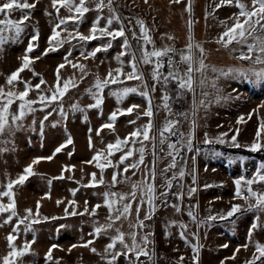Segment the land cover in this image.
Listing matches in <instances>:
<instances>
[{
	"label": "rangeland",
	"instance_id": "1",
	"mask_svg": "<svg viewBox=\"0 0 264 264\" xmlns=\"http://www.w3.org/2000/svg\"><path fill=\"white\" fill-rule=\"evenodd\" d=\"M5 2L8 0H0V4ZM20 2L23 3L24 0ZM241 2L251 8V0ZM27 3L35 4V7L0 13V20L20 21L24 14L30 16L23 22L18 35H15L14 30L3 33L9 39L0 44V87L5 92L11 90L19 94L25 90L27 82V99L36 101L32 105L35 111L27 113L20 121L22 127L0 135V192L7 190L6 186L10 181L24 175V170L29 165L32 166L33 173L27 176L23 184L13 187L17 215L12 218L11 223H4L9 212L0 213V257L10 251L6 237L13 233L17 236L14 243L18 248L23 247L26 241L31 244L30 253L20 258L18 264H108L114 252L123 250V246L117 242L115 248L105 252L106 246L118 234L117 230L124 233L128 244L132 242L129 234L133 231L137 233V242H141V237L147 235V250L150 255H154L152 260L141 256L137 264H153V261L154 264H246V261L252 260L254 253L258 255L255 243L264 244V211L251 212L244 209H247L248 204L255 203V199L249 197V185L246 181L254 179L258 170L264 172L261 169L264 164V148L259 151H251L250 148L252 143L257 142L258 130L261 131L258 142L264 144V130H261L264 125V83L229 72V69L259 70L264 65L241 60L239 57L247 52L244 45L231 44L223 47L217 42L226 25L231 26L235 22L232 17L239 13L235 0L218 9L215 6L220 0H180L179 3L173 0H147V3L145 0H116V11L122 18L121 22L131 45L129 51L140 55L138 41L132 36L133 31L140 36L139 25L136 24L139 19L144 22L153 41V44L148 45L149 49L153 46L157 49L171 46L176 50L172 54L174 60L179 61L180 52H187L186 46L189 43L199 44L204 49V63L207 67L202 73H193L194 92L185 91L183 95H178L174 82L167 86L157 83L155 91H152V65L138 63V71L144 74L147 87L139 80L120 77L123 83L110 84L103 89V103L99 108L87 107L94 103L89 89L95 92L97 79L103 80L109 71L120 68L121 61L123 73H130L131 56H120L117 59L123 50V38L110 41L104 37L81 41L69 39V33L89 35L96 17L108 16L107 9L102 14L90 11L79 23L61 25L57 29L60 32L57 39L63 43L58 45L56 41L50 44L49 37L55 25L69 13L64 8L57 13L52 0H27ZM88 6L93 7L91 4ZM189 7L191 11L187 10ZM121 22L114 21L109 30L119 28ZM104 26L105 21L101 20L99 27ZM33 36L37 39L33 40ZM109 42L111 47L106 51L98 52L95 57L85 58L87 53ZM251 42L250 40L249 43ZM29 44L33 46L31 52L27 51ZM193 53L198 59V50L193 48ZM25 55L29 57V66L19 73V82L8 85V76L21 68ZM61 64L64 67L59 68L60 87H63L65 81L74 82L75 87L70 83L61 100L46 102L45 106L39 101V97L51 96L57 92V70ZM73 64L84 65L83 72L79 67H73ZM185 67L180 64L181 71ZM163 71L167 73V64ZM201 80L203 83H200ZM37 84L40 85L39 89L35 88ZM125 87H134L138 91L129 93L119 101L111 95ZM141 92H147L148 96H142ZM165 92L170 97V111L163 106L162 96ZM149 99L154 113L151 118L152 134L157 127L163 128L167 120L178 118L180 124L178 134H170L167 139L168 143L176 144L172 155L175 166L169 168L164 175V178L171 180V187L167 189V197L157 196L155 212L151 219L146 220L145 216L150 212L148 204L141 206L138 216L135 209L141 196V188L147 182L145 174L149 168L156 169L154 147L145 150L142 165L124 173V167L135 163L139 159V153L135 152L123 164H119L120 156L128 148H122L108 156L107 145L115 143L117 138L122 140L128 137L134 130L148 124L149 118L144 116V112L148 108ZM19 103V100H15L10 111L17 112ZM74 104L80 110H74ZM133 105L139 107L131 114L127 113L125 110ZM156 111L159 112V123L156 122ZM113 112L117 113L114 122L109 119ZM107 123H113V128H101ZM233 136H236V143L241 147L233 146ZM69 137L72 143L56 152L57 148L66 144ZM218 138L223 139L224 143H219ZM189 139L191 147L187 143ZM206 139L211 143H205ZM140 146L137 142L128 147L138 149ZM97 152L103 153L101 163L106 162V157L115 167L109 166L101 171L93 160ZM46 157L52 159H39L33 164L37 158ZM89 161L92 162L88 163ZM65 166H69L67 170ZM114 172L119 173L115 184L112 181ZM93 173L97 181L102 177L103 183L94 187L87 186ZM62 174L63 178H60ZM237 180L241 181L240 197L236 195ZM154 183L156 194L166 190V180L161 183L154 180ZM133 184L141 187L136 190V201H131V214L120 220H110V215L118 214L116 209H121L124 203L131 200L128 197L120 201L119 197L120 194L131 193ZM250 187L255 192L264 193V182L258 181ZM190 189L195 191L189 194ZM105 193L117 194L108 197L110 201H116L111 214L105 204ZM9 202L8 197L0 196V203L7 205ZM97 205L100 207L96 208ZM174 205L179 207V211ZM233 205H240L242 211L231 223L227 224L224 220L223 225H215L220 217L227 216ZM26 209H31L32 219L40 222L32 224L26 230V225L31 221H25L24 224H19L18 231H14L19 219L27 215ZM74 212L78 214L73 215ZM45 217L48 219H44ZM208 217L216 219L209 220ZM137 220L143 221L146 226L130 227L136 225ZM173 221L175 224L171 223ZM109 223L113 225L111 228H105L99 235L95 233L97 227L104 228ZM254 223L259 227L252 231L249 239V230ZM181 225L187 227L182 228ZM223 227L231 228L232 232L221 229ZM88 241H92V244L83 246ZM245 244L248 245L247 248L243 247ZM50 248L52 259L48 260L46 254ZM92 248L96 249L95 253ZM194 257L197 259L194 260ZM114 264H129V261L121 256Z\"/></svg>",
	"mask_w": 264,
	"mask_h": 264
},
{
	"label": "snow or ice",
	"instance_id": "2",
	"mask_svg": "<svg viewBox=\"0 0 264 264\" xmlns=\"http://www.w3.org/2000/svg\"><path fill=\"white\" fill-rule=\"evenodd\" d=\"M175 3H179L180 0H173ZM145 3H147V0H145ZM225 3L232 4L233 0H220V3L216 4V9L223 6ZM91 4L93 7H89L88 5ZM116 0H52V6L55 8L56 12L59 13L61 8H64L69 15L67 17L61 18L59 23L55 25L52 31V35L49 37L50 44L52 41H56L58 45L62 44V40H58L57 38L60 36V32L57 31V29L61 28V25H67L69 22L72 23H79L85 16V14L89 13L90 11H96L98 13H103L105 9L108 11V16L105 17L103 15H98L96 17L95 22L93 23V26L90 29V34L87 36H84L82 34L76 33V35H72L69 33V39H79L81 41H91L95 39H100L107 37L111 40H115L116 38H123V44L121 45L122 51L118 55L117 59L119 60L120 56H131V60L129 61V66L131 67L132 71L128 74H124L122 71V61H121V67L109 71L108 75L103 79L100 80L97 79L96 84L94 85L96 91L92 92L91 89H89V92L91 93L94 103L88 105V108H99L101 104L103 103V89L107 87L110 84H118L123 83V80L120 79V77H124V79L127 80H139L141 83L144 84L145 87H147V84L144 80V74L138 71V63L144 64V65H152V71L150 73L151 79L153 80V88L152 91H155V84L162 83L164 86H167L169 83H175L178 95H183L185 91L187 92H194V78L193 73L194 72H203V70L207 67V65L204 63V49L199 44L193 45L189 43L187 47V52H180L179 54V61H175L173 58V53H175V49H173L171 46H165L163 48L157 49L155 46H153L151 49L148 48V45L153 44V41L151 39V36L149 35V30L145 26L144 22L142 20H136V24L139 25V31L140 36H137L136 32L133 31L132 36L138 41V49L140 55L137 56L135 51H129L131 48V45L129 43V40L126 36L125 26L123 25L121 16L116 11ZM236 6L239 8L238 15H234L232 19L235 21L231 26L225 27V31L222 32V34L219 36L217 42L220 43L223 47H228L231 44H239L244 45L247 47V52L243 53L239 58L241 60H248L253 61L254 64L257 65H264V0H251V8L244 3L241 2V0H235ZM35 7V4L27 3V0H24L23 3L20 2V0H8V2H5L3 4H0V13H10L11 11L15 9L24 10V9H32ZM188 11H191L190 7L187 9ZM215 11V9H214ZM30 16L28 14H24L22 20L20 21H11V20H0V25L3 27H0V44H3L9 39V37H5L3 33L7 31H13L15 35H18L22 30V24L24 21L28 20ZM105 21L104 27H99L100 21ZM121 22L120 27L117 29L109 30L110 26L113 24V22ZM224 23V22H221ZM189 27H191V23L189 22ZM99 33V35H97ZM33 40L37 39L36 36L32 37ZM169 39H172V37H169ZM252 41L249 43V41ZM108 47H111V43L107 45H102L100 47H97L92 52L87 53L86 55L84 53H81L82 55H85V58H88V56L95 57L98 52L106 51ZM32 44H29L27 51H32ZM193 48L198 50L199 58L197 59L193 53ZM55 50V49H52ZM46 54V53H45ZM30 60L27 55L24 57V63L21 66V68H18L15 72L11 73L7 78V84L12 85L14 82H19V73L24 70V68H27L29 66ZM167 64L168 71L165 73L163 69L165 68V65ZM180 64H184L186 67L181 71ZM194 65H196L194 67ZM73 67H79L81 71L84 70V65H72ZM64 67L63 64L58 66L57 70V92H54L51 96L41 95L39 97V101L42 104H45L47 106V103H52L57 100H61L64 94L67 92L70 83L72 87H75L74 82L65 81L63 84V87L61 88L59 85V68ZM229 72H235L237 75H240L245 78H254V81L264 83V67H261L259 70H256L255 68H250L249 70L245 71L243 69H229ZM115 73V75H114ZM226 74V73H222ZM41 83H43V80H41ZM200 83H203V80L200 81ZM40 85L37 84L35 86L36 89H39ZM137 88H129L125 87L123 89H120L118 91L112 92L111 95L115 96L117 100H122L124 97H126L129 93L137 92ZM29 94V86L27 82H25V90L23 92H20L17 94L16 92H13L11 90L5 92L3 87H0V135H3L6 131L8 132H14L15 128L22 127L20 121L23 120L25 115L29 112L35 111V109L32 107L33 104L36 103V101L27 99ZM142 96L147 97V92H141ZM19 100L20 103L18 105L17 112H11L10 108L15 102V100ZM170 97L165 94L162 96V100L164 101V108L169 110V101ZM47 102V103H46ZM203 103V101H201ZM74 110H80L79 106L74 104L72 105ZM139 107L138 105H133L126 109L125 111L129 114L133 112L135 108ZM51 114V113H49ZM61 114L63 115V110L61 108ZM123 114V113H121ZM154 113L152 110V104L151 100H148V108L144 112V116L149 118V122L147 125H144L141 129H136L133 132L129 134L128 137H125L124 139L117 138L115 143H110L107 145V155L112 156L114 152L121 151L122 148H128L127 151H125L121 156L120 160L118 161L119 164H123L125 160H127L129 157H132L135 152L139 153V159L135 163L128 164L124 167L123 172L127 173L129 169H137L140 165L144 163V155H145V141L154 140L155 137L150 135L151 129L153 127L152 124V117ZM47 119V117H45ZM110 121H115L117 119V113L113 112L110 114L109 117ZM241 121L243 120V117L240 118ZM130 123H135V121H130ZM178 121L173 120H167L165 125L162 129L159 131V136L161 137L160 143L164 144V136L165 133H169L172 135H176L177 133L174 131L176 124H178ZM41 125L43 126V121H41ZM55 126V125H54ZM101 128H113V123H107L101 126ZM261 130H264V125L261 126ZM99 134V130L97 132ZM226 135V134H221ZM261 135V131L258 130L256 133L257 142H254L251 144L250 148L251 151H259L262 148H264V144L259 143V137ZM233 146L234 147H241L240 144L236 143V136L232 137ZM137 142L140 143V147L138 149L134 147H128L130 144L135 145ZM219 143H224V140L221 138H218ZM72 140L69 137L66 144L61 145L59 148L56 149V152H60L63 147H66L67 144H71ZM189 147H191V140L189 139L187 141ZM205 143H211L210 140H205ZM90 146H91V140H90ZM154 147V146H153ZM167 147L169 149H175L176 144L174 143H168ZM2 150V149H0ZM163 151V149H161ZM103 153L97 152L96 155L93 157V160L97 162L96 166L103 171L104 168L112 166L115 167V165H112L110 160H107L105 157L106 162L101 163V157ZM168 155H172L171 152L168 153ZM39 159H52V157H46V158H37V160L33 161V164L37 163ZM92 161H89L88 163H91ZM175 166V160L173 159V163L169 165V168ZM69 166H65V170L68 169ZM74 167V166H72ZM261 169H264V164L261 165ZM167 170V169H166ZM32 166L29 165L24 170V175H21L18 177L17 180L10 181L6 188V191L0 192V196L8 197L10 202L7 205H4L0 203V213L9 212L7 219L4 221V223H11L12 218L17 215L15 208V195L13 192L14 185L17 184H23L27 176L32 175ZM135 174V173H133ZM92 180L90 181L89 185L87 186H96L98 183H103V178L99 181L95 178V173L91 174ZM119 173H113L112 181L115 184L117 182V176ZM146 175V183L141 188V196L137 203V207L135 209L137 216L140 212V208L144 203H147L150 212L146 214L145 219H151L152 214L155 212V200L158 198L156 195V186L154 183L155 180V170L154 168H149ZM180 175L182 176L183 173L181 172ZM60 178H63V174ZM264 182V172H261L258 170L256 177L252 180H247L246 183L249 185L248 192L249 197L255 199L254 204H248L247 211H264V193H258L252 190L250 187L253 183L256 182ZM237 191L236 195L238 197L241 196V190H240V184L241 181L237 180ZM140 185L133 184L132 188L133 191L128 194H120V201L126 200L128 197H131V200L127 203L123 204V207L121 209H116L115 211L118 213L114 216L110 215V220H120L122 217H127L131 214L132 211V202L136 201V190L137 188H140ZM171 187V180H166L165 183V191H161L159 193L160 197H167L168 191ZM195 189H190L189 194L194 192ZM105 204L109 208L110 214L113 212V204L116 203V201H110L108 199L109 196H116V193H105ZM59 203V201H58ZM71 203V202H70ZM164 203L166 204L167 201L165 200ZM100 205H97L96 208H99ZM176 208L177 211H179V207L173 206ZM39 209V203L37 204V215H39L38 212ZM27 215L23 218L19 219L18 224L16 225L14 231L19 230V224H24L25 221L30 220L31 223L26 225V230L28 228H31L32 224L39 223L40 221L37 219H32V210L26 209L25 210ZM87 211V209H85ZM241 206L240 205H233L231 210L227 213V216L220 217V219H227L228 217H232L235 213L241 212ZM67 212V210H66ZM73 215H76L78 213H72ZM92 214H95V208L92 210ZM189 215H192V213H189ZM44 219H48L45 217ZM54 219V218H53ZM195 219V217H193ZM209 220L216 219V217H208ZM258 219V218H257ZM175 224V221L171 222ZM113 225L112 223L107 224L102 227H97L95 229V233L99 235L105 228H111ZM146 225L143 221L137 220L136 225H130V227H139L144 228ZM182 228H186V225H181ZM259 227L258 224L254 223L252 225V228L249 230V239H251L252 231ZM117 235L112 238V242L109 243L106 248L105 252H108L109 250L115 248L116 243L119 242L123 246V250L120 252H114L111 256V259L108 261V264H114V262L117 260L118 257H125L128 259L129 264H137V262L140 260L141 256L147 257L149 260H152V257L154 254L150 255L147 250V244H148V237L147 235L141 237V242H137V233L135 231L131 232L129 235L131 237V244H128L125 242L124 233L119 232L117 230ZM183 235V233H181ZM8 246L10 248V251L7 253V255H4L3 257H0V262L2 264H18V260L25 255L29 254L31 251V244L29 242H25L23 247L18 248L15 245V240L17 239V236L13 233H9L6 237ZM34 242V241H33ZM92 244V241H88L85 245V247ZM53 248L55 245L52 246ZM75 247V245H73ZM224 247H227V245H224ZM243 247L247 248L248 245L245 244ZM255 253L253 254L252 260L246 261V264H264V244H260L259 242L255 243ZM94 253L96 252L95 248L91 249ZM195 252L198 253L197 249H194ZM239 251V249H237ZM52 248L49 249L48 253L46 254V259L51 260L52 256ZM134 257V259H133ZM197 257H194V260H196ZM181 260H183V257H181ZM154 264V261H153Z\"/></svg>",
	"mask_w": 264,
	"mask_h": 264
},
{
	"label": "trees",
	"instance_id": "3",
	"mask_svg": "<svg viewBox=\"0 0 264 264\" xmlns=\"http://www.w3.org/2000/svg\"><path fill=\"white\" fill-rule=\"evenodd\" d=\"M173 85L175 87V84H173ZM156 114H157L156 122L159 123V120H160L159 112L156 111ZM173 121H178L179 122L178 118H175V119L173 118ZM179 124L180 123L176 124L175 129H174V131L177 134H178L177 128H178ZM160 129H162V128L161 127H157L155 129L154 134H152V133L150 134L153 137H155L154 141L150 140V141H145L144 142L145 150H148V149H150V147L154 146V150H155V153H156L155 154V160H156V169H155V171H156L155 172V178L156 179H155V181H156V183H161V182H164L165 180L169 179V178H164V175L168 172L169 165H171L173 163V159H175L172 156L174 154L175 150L174 149H169L167 147V143H168L167 139H168L170 134L169 133H165V136H164L165 143L161 144L160 143L161 137L159 136V131H158ZM152 141H153L154 144L152 143ZM161 149H163V151H161ZM169 152L172 153L171 156L168 155ZM166 168H167V170H166ZM159 193L160 192H158L156 195L159 196Z\"/></svg>",
	"mask_w": 264,
	"mask_h": 264
},
{
	"label": "crops",
	"instance_id": "4",
	"mask_svg": "<svg viewBox=\"0 0 264 264\" xmlns=\"http://www.w3.org/2000/svg\"><path fill=\"white\" fill-rule=\"evenodd\" d=\"M251 212H253V211H251ZM239 212H237V213H235L232 217H228L227 219H219L218 221H215V225H223L225 222H224V220L226 221V223L228 224V223H231V221L236 217V215L238 214ZM221 229H225V230H227V231H229V232H232V229L231 228H229V227H223V228H221ZM231 229V230H230Z\"/></svg>",
	"mask_w": 264,
	"mask_h": 264
}]
</instances>
